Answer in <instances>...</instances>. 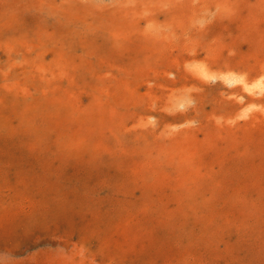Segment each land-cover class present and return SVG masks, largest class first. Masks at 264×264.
Masks as SVG:
<instances>
[{
  "label": "rangeland",
  "instance_id": "374dc122",
  "mask_svg": "<svg viewBox=\"0 0 264 264\" xmlns=\"http://www.w3.org/2000/svg\"><path fill=\"white\" fill-rule=\"evenodd\" d=\"M0 264H264V0H0Z\"/></svg>",
  "mask_w": 264,
  "mask_h": 264
},
{
  "label": "bare ground",
  "instance_id": "6f19581e",
  "mask_svg": "<svg viewBox=\"0 0 264 264\" xmlns=\"http://www.w3.org/2000/svg\"><path fill=\"white\" fill-rule=\"evenodd\" d=\"M90 11V10H89ZM221 89V88H220ZM216 105V104H215ZM173 111V110H172ZM205 113V112H204ZM173 117H174V115H173ZM61 203V202H60ZM62 204V203H61ZM27 209V208H26ZM35 213V212H34ZM36 229V228H35Z\"/></svg>",
  "mask_w": 264,
  "mask_h": 264
}]
</instances>
